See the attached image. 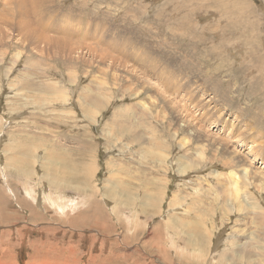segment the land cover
<instances>
[{
    "label": "rangeland",
    "instance_id": "374dc122",
    "mask_svg": "<svg viewBox=\"0 0 264 264\" xmlns=\"http://www.w3.org/2000/svg\"><path fill=\"white\" fill-rule=\"evenodd\" d=\"M259 132L263 0H0V264H264Z\"/></svg>",
    "mask_w": 264,
    "mask_h": 264
},
{
    "label": "bare ground",
    "instance_id": "6f19581e",
    "mask_svg": "<svg viewBox=\"0 0 264 264\" xmlns=\"http://www.w3.org/2000/svg\"><path fill=\"white\" fill-rule=\"evenodd\" d=\"M263 2H264V0H263ZM217 96V95H216ZM99 105H100V103H99ZM222 118V117H221ZM227 126V125H226ZM251 128H252V126H251ZM254 128V127H253ZM257 129V128H256ZM234 130V129H233ZM248 130V129H247ZM259 136H261V137H264V132H259ZM237 137V136H236ZM247 137H250V132H249V136L247 135ZM254 138V137H253ZM240 139V138H239ZM256 139V138H255ZM257 139H258V137H257ZM264 139V138H263ZM237 143V142H236ZM251 144H256V142L253 140L252 142H251ZM261 145V144H260ZM261 149V148H260ZM149 150V149H148ZM253 152V151H252ZM260 157V156H259ZM262 158V157H261ZM205 159V158H204ZM233 159V158H232ZM258 159V158H257ZM256 159V160H257ZM264 160V159H263ZM262 160V161H263ZM258 161V160H257ZM231 162V161H230ZM245 169V173H244V176H243V178L242 177H240V176H238V174L235 172V171H231L230 172V174H228V176H230V179H231V181L229 182V190H230V192L228 193V194H230L229 196H234V198H233V200L234 201H238V205L240 206V209H241V211H243V210H250L251 208H255L259 203H261L262 204V200L260 201V199L258 200V197L255 195V194H253L252 193V195L249 197V196H247V197H245V196H243V197H241L240 195H239V192L241 191V187L243 188V187H245V185L246 186H251L252 185V182L251 181H256V179H255V177H251V175H250V173H249V170L248 169H246V168H244ZM257 174V173H256ZM260 177H258V184L259 185H261L262 186V192H264V173L263 174H260L259 175ZM219 179H220V177H219ZM245 183H244V182ZM223 182V181H222ZM222 184V183H221ZM220 185V184H219ZM223 185V184H222ZM217 191V190H216ZM216 193V192H215ZM232 193H235V194H232ZM260 193V192H259ZM229 201V200H228ZM236 201V202H237ZM72 203V202H71ZM73 205H75V204H73ZM237 205V206H238ZM72 206V205H71ZM239 206H238V208H239ZM253 206V207H252ZM75 207V206H74ZM262 209V208H261ZM240 211V210H239ZM258 211V210H257ZM247 212V211H246ZM251 212H253V211H251ZM250 213V212H249ZM257 214V213H256ZM262 215V214H261ZM263 216V215H262ZM248 217V216H247ZM257 217V216H256ZM249 220H252V219H249ZM252 222H253V220H252ZM244 230V229H243ZM242 232V231H241ZM263 233H264V231H263ZM263 236H264V234H263Z\"/></svg>",
    "mask_w": 264,
    "mask_h": 264
}]
</instances>
